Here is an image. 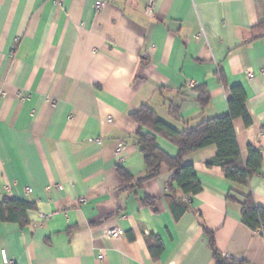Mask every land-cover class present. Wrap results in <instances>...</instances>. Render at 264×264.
<instances>
[{
	"label": "crops",
	"instance_id": "obj_1",
	"mask_svg": "<svg viewBox=\"0 0 264 264\" xmlns=\"http://www.w3.org/2000/svg\"><path fill=\"white\" fill-rule=\"evenodd\" d=\"M149 1L0 0V199L35 205L25 226L0 220V264L1 250L12 264H217L203 225L221 264H264V234L227 200L238 187L264 208V0H155L152 14ZM235 85L253 119L234 121L241 151H260L261 170L245 187L206 165L216 146L186 156L202 190L174 187L191 203L176 220L168 166L138 184L146 165L130 113L148 104L182 132L228 113ZM198 88L210 94L205 108ZM117 227L123 236L110 234Z\"/></svg>",
	"mask_w": 264,
	"mask_h": 264
},
{
	"label": "trees",
	"instance_id": "obj_2",
	"mask_svg": "<svg viewBox=\"0 0 264 264\" xmlns=\"http://www.w3.org/2000/svg\"><path fill=\"white\" fill-rule=\"evenodd\" d=\"M263 26L264 22L257 27ZM197 90L199 91L198 101L201 107L205 108L210 102V94L201 88ZM231 92L228 113L210 119L200 118L194 126H190L186 122L187 129L182 132L161 121L148 104L143 105L138 111L130 113V117L141 127L136 136V144L144 155L146 165V173L138 179V184L142 185L144 181L157 178L162 166H168L172 175L167 183L165 200L176 220L191 210V203L178 198L174 187L177 186L185 195H196L202 190V184L194 166L185 164L186 156L202 148L216 146L217 155L207 160L206 165L208 167L220 166L229 180L245 187L249 186L251 179L261 170L263 164L261 152L250 145L248 147L249 157L245 160L234 126V121L237 118H242L247 126L253 123L247 109L246 90L241 85H235L232 86ZM168 107L171 116L182 120L179 108L172 101ZM143 128L149 129L148 132L142 133ZM158 137H163L176 145L177 154L170 156L162 150L157 144ZM119 172L126 180L130 179V176L122 169ZM227 200L240 206L243 223L253 230H261L264 234V208L256 204L251 191L233 187L227 194ZM146 201L151 203L152 199L147 197ZM34 208L35 205L28 201L3 199L0 201V220L25 226L29 222L28 212ZM203 226L205 232L210 235L213 256L217 260V264H221L223 256L217 250L214 235L205 225ZM154 240L156 243L150 245L149 248L153 255H156L157 252H161L163 246L158 238H154Z\"/></svg>",
	"mask_w": 264,
	"mask_h": 264
},
{
	"label": "built area",
	"instance_id": "obj_3",
	"mask_svg": "<svg viewBox=\"0 0 264 264\" xmlns=\"http://www.w3.org/2000/svg\"><path fill=\"white\" fill-rule=\"evenodd\" d=\"M154 4H155V0H150L149 1L148 7H147V12L149 14H152L153 13ZM103 5H104V2L103 1H100V2H98L97 7L98 8H101ZM251 76H253V74H251ZM118 150L121 151L122 150L121 147H119ZM6 189H9V186L6 187ZM27 190L29 191L30 189L27 188ZM2 200H3V198L0 199V201H2ZM110 234L113 237H120V236H123L125 234V231L122 228L117 227V228H114L113 230H111L110 231ZM1 256H2L3 261L6 264H12L13 263V261L8 258L7 253H6V250H1ZM99 258H104V256L103 255H100Z\"/></svg>",
	"mask_w": 264,
	"mask_h": 264
}]
</instances>
